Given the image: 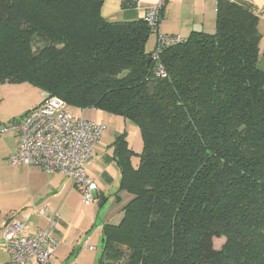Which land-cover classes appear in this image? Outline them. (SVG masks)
<instances>
[{
	"label": "trees",
	"instance_id": "16d2710c",
	"mask_svg": "<svg viewBox=\"0 0 264 264\" xmlns=\"http://www.w3.org/2000/svg\"><path fill=\"white\" fill-rule=\"evenodd\" d=\"M104 2L0 0V83H29L140 130L142 153L125 135L115 143L132 198L104 227L100 264H264L259 17L219 0L213 33L193 32L155 63L145 17L108 21Z\"/></svg>",
	"mask_w": 264,
	"mask_h": 264
},
{
	"label": "crops",
	"instance_id": "0c3cea01",
	"mask_svg": "<svg viewBox=\"0 0 264 264\" xmlns=\"http://www.w3.org/2000/svg\"><path fill=\"white\" fill-rule=\"evenodd\" d=\"M128 1V3H126ZM219 0H167L162 13L160 30L165 35L187 39L195 31L213 33ZM253 11L260 19L261 57L264 64V0H228ZM160 0H105L102 15L108 21H135L144 18L146 10ZM126 3V4H125ZM156 45L153 41L150 50ZM264 69V68H263ZM46 93L29 83H0V123H7L39 106ZM24 100L18 106L19 100ZM7 108H10L7 114ZM70 109H72L70 107ZM71 111V110H70ZM72 114L83 116L106 126L88 167L95 179L98 192L95 202L85 205L72 179L50 175L35 166L21 165L7 168L5 160L16 151L17 138L13 133L0 136V264H9L4 249L2 226L11 218L27 217V233L49 229L59 241L53 252L51 264H100L104 247V227L117 225L123 219V209L132 196L121 190L122 173L116 158V144L125 135L128 147L139 139H130L129 121L98 109L74 108ZM133 134L139 129L131 127ZM141 148V146L139 147ZM137 158L132 162L135 166ZM7 169L10 174L7 176ZM47 210V216L41 213ZM55 218V224L51 219ZM27 264H38L35 260Z\"/></svg>",
	"mask_w": 264,
	"mask_h": 264
},
{
	"label": "built area",
	"instance_id": "2783aa9c",
	"mask_svg": "<svg viewBox=\"0 0 264 264\" xmlns=\"http://www.w3.org/2000/svg\"><path fill=\"white\" fill-rule=\"evenodd\" d=\"M167 0H160L146 10L145 21L150 34L156 39L152 53L155 63H160L161 55L171 46L181 44L180 36L161 33L162 13ZM155 75L165 78L167 72L159 64ZM106 126L75 116L70 106L57 97L46 94L43 102L31 109L24 117L8 123H0V136L13 133L17 138L16 151L7 158L10 166H35L50 175L62 174L72 179L85 205L95 202L98 186L88 173L95 147L100 142ZM41 213L47 216V210ZM55 224V218L51 219ZM3 243L9 255V264H27L35 260L38 264H51L53 252L59 246L56 237L47 230L27 233V217L20 220L11 218L2 226Z\"/></svg>",
	"mask_w": 264,
	"mask_h": 264
},
{
	"label": "rangeland",
	"instance_id": "374dc122",
	"mask_svg": "<svg viewBox=\"0 0 264 264\" xmlns=\"http://www.w3.org/2000/svg\"><path fill=\"white\" fill-rule=\"evenodd\" d=\"M152 41H153V37L150 38V43H149V47L151 46L152 44ZM43 44L42 42H40L38 40V38H35L34 40V44H33V47L35 50H39L40 48H42ZM260 67L263 69L264 68V64H261ZM23 102L24 100H19V102H17L18 106H22L23 105ZM72 112H76L74 111V108L70 109ZM10 111V108H7V114L9 113ZM87 118V117H86ZM15 119H20V116L16 117ZM14 120V119H12ZM10 122V121H9ZM8 123V122H7ZM130 124V127H129V132L131 134L130 136V139H139L140 140V143H138V145H135L136 147L135 150L138 151V153H142L143 152V148H144V143L142 141V137H141V133H140V130H139V133H136V137H135V134H133L132 130H131V127H134L135 129L138 127L136 125H134L133 123L129 122ZM141 146V148H139ZM136 162L138 163L139 162V159H136ZM5 164L7 165V168H11V166L8 164V162L5 160ZM10 174V172L8 171L7 169V176ZM225 240L224 239H221L219 241L216 242L215 244V248L216 249H220L222 247V245L224 244Z\"/></svg>",
	"mask_w": 264,
	"mask_h": 264
}]
</instances>
